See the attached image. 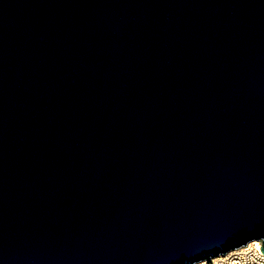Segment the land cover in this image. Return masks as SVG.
I'll list each match as a JSON object with an SVG mask.
<instances>
[{
    "label": "water",
    "instance_id": "1",
    "mask_svg": "<svg viewBox=\"0 0 264 264\" xmlns=\"http://www.w3.org/2000/svg\"><path fill=\"white\" fill-rule=\"evenodd\" d=\"M253 241L264 0H0V264H212Z\"/></svg>",
    "mask_w": 264,
    "mask_h": 264
},
{
    "label": "built area",
    "instance_id": "2",
    "mask_svg": "<svg viewBox=\"0 0 264 264\" xmlns=\"http://www.w3.org/2000/svg\"><path fill=\"white\" fill-rule=\"evenodd\" d=\"M251 244V245H250ZM242 250H234L211 260L212 264H264V255L259 251L261 242L253 241ZM197 264H207L206 261Z\"/></svg>",
    "mask_w": 264,
    "mask_h": 264
},
{
    "label": "bare ground",
    "instance_id": "3",
    "mask_svg": "<svg viewBox=\"0 0 264 264\" xmlns=\"http://www.w3.org/2000/svg\"><path fill=\"white\" fill-rule=\"evenodd\" d=\"M251 245V244H250ZM249 245H247V246H245V247H242V248H240V249H237L236 251H238V250H242V249H245L246 247H248ZM232 252V251H231ZM230 253V252H229ZM228 253V254H229Z\"/></svg>",
    "mask_w": 264,
    "mask_h": 264
}]
</instances>
